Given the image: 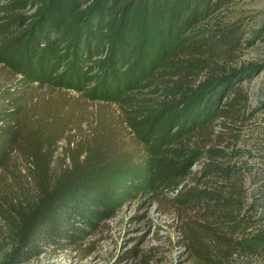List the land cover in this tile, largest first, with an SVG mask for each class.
<instances>
[{
	"label": "rangeland",
	"instance_id": "374dc122",
	"mask_svg": "<svg viewBox=\"0 0 264 264\" xmlns=\"http://www.w3.org/2000/svg\"><path fill=\"white\" fill-rule=\"evenodd\" d=\"M117 6L118 0H0V104L7 89L1 80L16 86L9 88L17 97L8 108L27 93L68 91L80 110L105 112L112 134L101 153L118 163L96 179L91 198L71 215L73 227L22 262L7 218L19 219L17 205L31 203L36 187L26 162L8 146L0 264H196L191 237L211 252L219 239L199 197L207 186H224L214 169L243 175L245 195L232 221L251 223L243 230L233 224L225 238L264 233V0H240L224 14L237 48L217 62L214 87L195 94L174 85L188 70L179 50L187 28L160 29L142 9ZM217 22L212 16L206 23L214 29ZM209 74L191 80L200 84ZM237 85L243 106L226 114ZM102 97L109 102L95 101ZM165 160L176 163L168 175L158 167ZM229 264H264V252L236 253Z\"/></svg>",
	"mask_w": 264,
	"mask_h": 264
},
{
	"label": "trees",
	"instance_id": "16d2710c",
	"mask_svg": "<svg viewBox=\"0 0 264 264\" xmlns=\"http://www.w3.org/2000/svg\"><path fill=\"white\" fill-rule=\"evenodd\" d=\"M238 1L118 0V3L142 9L147 15L153 16L160 29H165L169 23L174 24L173 28H187L179 50L185 56V68L188 70L174 85L179 91L195 94L214 87L216 79L213 75L221 69L217 62L226 57L225 52L229 55L237 48L235 30L223 23V16ZM121 6L117 7L120 9ZM212 16L219 22L214 29H209L206 22ZM205 29L216 32L205 35L202 32ZM214 33L217 36L212 37ZM205 71L210 74L202 83L196 84V81L191 80ZM1 81L7 89L1 92L4 96L0 104V179L9 157L5 150L8 146H14L26 162L29 178L36 187V198L31 203L26 199L25 206L21 203L17 205L19 208L15 211L19 219L12 215L7 218L17 246L16 256L26 262L36 256V248L41 242L51 241L53 236H62L73 227L71 215L91 198L96 179L118 163L107 162L101 153V147L105 146L106 139L112 134L105 127L107 119L103 110L90 111L85 106H81L80 110L78 97H72L68 91L54 89L40 96L27 93L21 104L8 108L14 100L11 99L12 95H15L9 88L15 90L16 86L11 84V80L8 83V80ZM30 81L42 83L44 80ZM56 82L61 87L64 85L62 80ZM37 88L31 87L32 90ZM67 89L74 90V87ZM229 95L231 98L226 104L225 113H238L244 101L240 85L232 88ZM95 101L109 102L104 97L96 98ZM102 103L98 104L101 109L105 105ZM84 128L87 131L82 135ZM60 145H64L61 151L64 160L57 158ZM158 167L164 175L177 169L172 160L160 161ZM213 171L223 175L224 186H207V190L200 192L199 197L209 205L211 227L216 233L219 232V239L216 237V248L211 252L203 249L198 239L191 237L188 247L196 264H229L236 253L264 252V233L241 236L234 241L225 238L224 231L233 228V224L240 230L248 229L247 225L251 224H241L245 219L232 221L234 214L240 213V203L245 195L243 175H235L234 168Z\"/></svg>",
	"mask_w": 264,
	"mask_h": 264
}]
</instances>
